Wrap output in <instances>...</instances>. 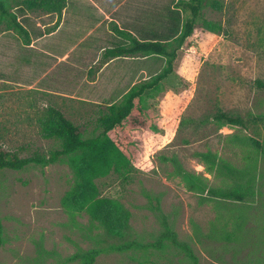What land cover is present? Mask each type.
Masks as SVG:
<instances>
[{
  "label": "rangeland",
  "instance_id": "1",
  "mask_svg": "<svg viewBox=\"0 0 264 264\" xmlns=\"http://www.w3.org/2000/svg\"><path fill=\"white\" fill-rule=\"evenodd\" d=\"M22 1L4 2L31 35L40 31L36 25L45 24L47 13L27 10ZM92 1L114 19L105 18L97 27L102 32L98 49L127 44L117 34L120 29L141 37L174 24L175 16L181 27L189 14L175 9L178 0ZM216 1L220 9L206 6L201 18L218 23L220 31H204L196 19L172 73L135 102L119 130L130 171L110 172L94 181L97 198L115 203L108 224L101 216L93 218L78 207L64 206L63 198L75 186L68 157L46 166L29 164L0 172V264H80L72 257L92 249L99 251L92 264H192L182 248L168 241L156 245L164 230L162 218L175 240L190 248L196 264H264V155L250 142L256 139L264 148V86L257 85H264V0ZM66 3L78 15L79 24L96 21L86 0ZM5 19L0 16V50L8 49L10 54L0 63V151L23 159L35 154L47 157L60 149L58 140L40 136L38 121L47 107L58 109L84 139L96 137L102 131L97 119L106 107L117 104L133 85L165 65L163 57L124 56L113 72L116 83L98 82L94 92L81 85L86 74L90 78L96 70L88 69L93 58L86 57L70 71L65 90L88 102L45 98L24 89L32 78V67L23 69L26 62L32 65L23 47L25 36L6 30ZM110 75L103 72L99 78ZM217 110L261 120H247L246 129L222 126L212 119ZM133 120L144 126L134 128ZM206 152L247 173L242 184L253 196L224 206L200 203L175 170L176 163L210 188L234 187L195 156ZM250 176L255 179L249 183Z\"/></svg>",
  "mask_w": 264,
  "mask_h": 264
},
{
  "label": "trees",
  "instance_id": "2",
  "mask_svg": "<svg viewBox=\"0 0 264 264\" xmlns=\"http://www.w3.org/2000/svg\"><path fill=\"white\" fill-rule=\"evenodd\" d=\"M5 0H0V16L5 19V29L12 30L25 36L24 43L30 42V37L22 24L16 21V17L7 10ZM22 6L27 10H41L47 14L60 15L65 8V0H23ZM178 12L189 13L184 23L179 25L178 17H174V24L166 25L162 31H150L147 35L136 37L129 31L121 29L117 34L127 41L125 45L107 49L106 55L121 57L129 55L158 56L165 59V65L159 73L153 77L133 85L120 99L117 104L107 106V111L101 113L97 121L102 129L101 133L92 138L84 139L79 128L71 121L67 120L56 108L49 106L39 119L40 136L43 139H56L60 142V149L50 152L49 156L35 154L33 157L20 158L16 153L0 151V172L4 169L21 170L29 164H39L46 166L58 161L61 157H68L70 168L75 174V186L63 198L64 206L73 205L84 210L90 217H103L109 223L111 213L115 211V203L108 199H99L94 181L108 175L110 172L125 175L130 171L131 160L120 147L121 138L118 136L119 130L124 126L127 118L130 117L135 102L139 100L147 91L158 87L173 70L174 60L177 53L182 49L187 38L193 32L196 19L200 20L201 29L209 32H219L221 26L213 21L201 18V10L209 6L212 9H220L216 0H178L175 3ZM178 15V13H177ZM259 87L264 86L257 82ZM252 123L259 122L260 116L250 115L248 117ZM212 119L222 125L231 128L248 127V121L239 115L228 114L217 110ZM134 128H142L143 122L133 120ZM250 142L264 155V148L260 141L251 138ZM196 157L201 158L212 170L220 176L234 183L233 189H213L208 187L199 176L191 174L176 163L177 173L189 188L199 197L200 203L215 202L219 205L234 204L243 202L246 198L253 196L254 192L243 186L242 180L246 179L247 173L236 170L229 164L220 160L216 155L206 153H196ZM254 176L249 177V183L253 182ZM163 232L156 245L159 247L168 241L175 247L182 248L196 264L190 248L175 240V235L167 221L162 218ZM99 251L92 249L72 257L73 260H80V264H92L98 256Z\"/></svg>",
  "mask_w": 264,
  "mask_h": 264
},
{
  "label": "crops",
  "instance_id": "3",
  "mask_svg": "<svg viewBox=\"0 0 264 264\" xmlns=\"http://www.w3.org/2000/svg\"><path fill=\"white\" fill-rule=\"evenodd\" d=\"M86 1L88 2V9L96 18L93 24L89 26L79 24V20L76 19L78 15L70 12L69 4L66 3L65 8L59 16L53 15V17H49L51 14H46L47 21L45 24L36 25L41 28L39 29L40 31H36L34 34L32 32L31 35L29 33V37L31 36L30 42L28 44L24 43L23 47H25L28 60H31L32 65L30 66V63L26 62V66L23 69L25 71L32 67V78L25 86L23 85L24 89L34 91L37 95L45 98L61 101H64L66 98H74L88 102V99L77 97L76 94L71 95L70 92L65 90V83L71 78L70 71L79 68L80 61L86 57L93 58L90 63L92 66L89 65L88 69L94 67L96 70L90 78L87 77V73L81 80V85H85V88H89L95 92L98 82L116 83L113 79V72L118 71L119 60L120 58H124V56H108L106 55V48H97V45L101 42L99 37L102 35V32L97 27L105 18L109 22L114 19L98 3L92 0ZM113 10H116V7H113ZM102 16L103 19L101 18ZM125 30L136 36L130 29ZM114 47H108L107 49ZM102 51H105V53L102 54L103 61H100ZM0 53V63L9 60L8 55L10 52L8 49L3 48L0 50ZM94 53H96L95 56L93 55ZM108 71L111 72L110 78L101 80L99 78L100 74L103 72L107 73ZM1 81L11 83L7 80ZM79 82L80 79L77 80L75 91L79 87Z\"/></svg>",
  "mask_w": 264,
  "mask_h": 264
}]
</instances>
